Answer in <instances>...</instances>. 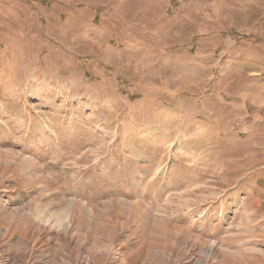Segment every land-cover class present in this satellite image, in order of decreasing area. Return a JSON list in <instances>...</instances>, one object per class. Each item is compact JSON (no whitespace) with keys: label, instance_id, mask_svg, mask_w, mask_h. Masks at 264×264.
I'll use <instances>...</instances> for the list:
<instances>
[{"label":"rangeland","instance_id":"obj_1","mask_svg":"<svg viewBox=\"0 0 264 264\" xmlns=\"http://www.w3.org/2000/svg\"><path fill=\"white\" fill-rule=\"evenodd\" d=\"M0 264H264V0H0Z\"/></svg>","mask_w":264,"mask_h":264},{"label":"crops","instance_id":"obj_2","mask_svg":"<svg viewBox=\"0 0 264 264\" xmlns=\"http://www.w3.org/2000/svg\"><path fill=\"white\" fill-rule=\"evenodd\" d=\"M27 30V32L29 33V29H26Z\"/></svg>","mask_w":264,"mask_h":264}]
</instances>
